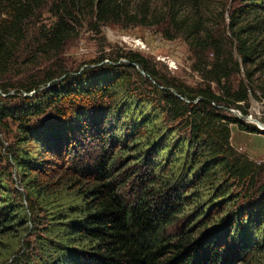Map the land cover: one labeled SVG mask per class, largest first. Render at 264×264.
Listing matches in <instances>:
<instances>
[{"label": "trees", "instance_id": "obj_1", "mask_svg": "<svg viewBox=\"0 0 264 264\" xmlns=\"http://www.w3.org/2000/svg\"><path fill=\"white\" fill-rule=\"evenodd\" d=\"M50 3L55 21L41 27ZM205 9L206 0H0V237L27 232L37 199L63 191L40 209L56 212L49 239L26 242L9 264H264V162L231 143L233 125L257 129L226 112L248 116L251 96H264V0H242L218 35ZM86 22L97 34L163 26L209 83L189 88L138 52L2 82L31 34L37 55L57 58Z\"/></svg>", "mask_w": 264, "mask_h": 264}, {"label": "rangeland", "instance_id": "obj_2", "mask_svg": "<svg viewBox=\"0 0 264 264\" xmlns=\"http://www.w3.org/2000/svg\"><path fill=\"white\" fill-rule=\"evenodd\" d=\"M242 0H206L205 22L208 31H213L216 35L223 34L227 30L228 17L233 8L239 6ZM50 3L45 10H43L40 17L39 26L49 27L55 18L50 12ZM78 33L68 40L61 52V54L54 58L52 56H41L35 53V44L33 43L32 35L28 41L23 45L17 56V62L12 66L8 75L5 76L3 83L17 86L25 81V78H43V75L53 66L66 67L71 71L84 69L95 60L105 57L109 62L110 57H115L118 54L138 52L147 58L162 75L169 74L178 83H183L189 88H199L207 85L209 82L204 77L200 69L201 65L196 62L189 44L181 37L173 40H168L164 36L163 26L144 27L133 26L126 24H106L101 28L100 34H97L92 27L86 22L84 26L77 30ZM211 57L205 56L209 60ZM139 71L142 73L139 69ZM143 77H146L142 73ZM241 77H235L232 81L237 84L241 81ZM259 86V82L257 84ZM218 91L215 84L211 85ZM148 89L147 86H138L135 88ZM14 93V90L11 94ZM257 96H251L249 115L243 118L238 114L227 113L230 116L240 117L253 129H257L252 123H264V96L260 90L257 89ZM245 117V116H244ZM15 129L14 126H12ZM243 131L237 125L232 126V146L241 154L247 155L251 160L258 163L264 162V134L260 135L258 132ZM13 136H8L7 140L2 137L7 147L10 143H14ZM1 172H5V165L0 167ZM10 189H14V184L9 182ZM17 187V185H16ZM20 191L25 195H29V191L21 186ZM63 191H59L57 198L52 197L48 202L42 203L37 199L38 213L34 215L36 224L29 226L27 232H15L7 235L4 238L0 237V264H9L12 259L20 252H23L26 247V242L31 243L37 249L40 246V237L48 240L49 236L44 227L51 222L50 215H55L56 212L48 211L40 212V209H50L51 205H58L56 201L63 196ZM60 193V194H59ZM62 194V195H61ZM26 199L24 198V201ZM57 207V206H54ZM47 217V218H46ZM43 219V225L40 226V221Z\"/></svg>", "mask_w": 264, "mask_h": 264}, {"label": "built area", "instance_id": "obj_3", "mask_svg": "<svg viewBox=\"0 0 264 264\" xmlns=\"http://www.w3.org/2000/svg\"><path fill=\"white\" fill-rule=\"evenodd\" d=\"M230 113H234V114H238V116H241V112L238 111V110H235V109H229L228 110ZM240 118V117H238ZM254 124V126L257 128V132L260 134V135H263L264 134V123H252Z\"/></svg>", "mask_w": 264, "mask_h": 264}, {"label": "water", "instance_id": "obj_4", "mask_svg": "<svg viewBox=\"0 0 264 264\" xmlns=\"http://www.w3.org/2000/svg\"><path fill=\"white\" fill-rule=\"evenodd\" d=\"M142 73H144V72H142ZM145 74V73H144ZM33 95V93H31L29 96H32ZM243 118H247L246 116L244 117V116H242Z\"/></svg>", "mask_w": 264, "mask_h": 264}]
</instances>
